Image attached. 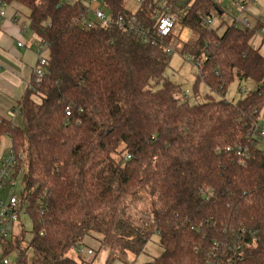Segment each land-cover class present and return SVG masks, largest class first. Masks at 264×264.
I'll return each mask as SVG.
<instances>
[{"label": "trees", "instance_id": "16d2710c", "mask_svg": "<svg viewBox=\"0 0 264 264\" xmlns=\"http://www.w3.org/2000/svg\"><path fill=\"white\" fill-rule=\"evenodd\" d=\"M3 1L30 11L29 26L49 51L43 81L34 75L19 101L21 123L0 121V141L8 136L24 154L14 175L22 174L34 223L30 256L21 247L25 232L2 241L5 252L19 251L12 264H85L69 252L86 236L113 264L124 253L140 255L155 234L163 253L147 264H211L219 250L225 264L237 240L241 253L229 264H264V146L253 134L264 110V55L252 44L264 22L209 30L202 22L222 10L215 2L168 0L195 35L182 47L202 62L194 94L201 82L222 96L235 80L256 82L235 102L210 93L190 102L166 73L175 31L146 44L117 25L85 28L81 0ZM123 1L103 3L114 17L135 13L153 30L151 0L136 11Z\"/></svg>", "mask_w": 264, "mask_h": 264}, {"label": "built area", "instance_id": "2783aa9c", "mask_svg": "<svg viewBox=\"0 0 264 264\" xmlns=\"http://www.w3.org/2000/svg\"><path fill=\"white\" fill-rule=\"evenodd\" d=\"M67 3L75 4L79 2V0H65ZM83 5H80V14L79 20L81 24L85 28H91L96 22H100L105 27H111L112 25H117L123 31H129L134 34L136 37L140 38L142 42L156 43L157 41L163 40L166 38L171 32L174 31V28L179 20V16L177 15L176 8H174L168 0H160V5H156L157 14L154 16L155 23L153 30L150 27L142 24L137 18L135 13L130 15L120 14L114 17L110 14L104 6V0H81ZM141 4L147 3L149 0H138ZM217 4V6L221 7V3L223 0H210ZM239 15L233 20L232 24L235 28H251L252 24L249 20V17L244 16L250 5H254L258 2V0H233ZM153 3V1H151ZM81 3V2H80ZM154 4V3H153ZM218 7L215 11H213L210 15L203 19L202 25L207 29H212L213 26L211 24V18L213 13H217ZM223 12V11H222ZM96 18V19H93ZM6 16V10L0 11V17ZM261 20V17H258V21ZM259 31L264 34V26H262ZM22 45V42L20 43ZM35 50L38 55L37 64L34 69L35 81L36 83H41L46 76L47 67L49 64V51L48 45L46 41L39 37V40L36 43ZM166 51L168 53H172L173 47L172 45L166 46ZM190 57H192L190 55ZM194 64L198 69V73L201 74V65L202 62L200 60H195ZM244 88H242L243 90ZM185 95V94H184ZM186 96V95H185ZM262 111V110H261ZM260 111V114L257 117V121L254 125L253 134L264 145V114ZM19 114L18 107L10 110L8 112V117L14 118ZM66 114L71 115V109L69 107L66 108ZM2 117L0 116V121ZM226 152H237V154H241V147H233L227 146L225 148ZM24 157L23 153L17 152L14 147L9 145L3 157L0 159V239L3 241H7L9 238L13 236V228L17 222L20 220V215L23 212V208L26 205L27 209L29 206V200L27 197L22 199L15 192V186L17 185V177H15L14 173L16 170V166L18 162ZM201 192L206 195V198L209 199L210 194L201 190ZM46 203L41 201L38 206V223L40 226V233L45 231L44 227V218L43 214L45 212ZM28 211V210H27ZM240 237V236H239ZM239 241L237 240L230 247L232 251V257L237 256L236 254H240L242 244H237ZM225 242H222L221 248H226ZM83 248H78V252L82 253ZM88 253H93V250L89 248L87 250ZM214 260L211 264H223V259L221 256V251L214 252ZM232 257L227 258L224 262L225 264H229L232 261ZM224 260V259H223ZM0 264H12L10 258L8 256H4L0 258Z\"/></svg>", "mask_w": 264, "mask_h": 264}, {"label": "rangeland", "instance_id": "374dc122", "mask_svg": "<svg viewBox=\"0 0 264 264\" xmlns=\"http://www.w3.org/2000/svg\"><path fill=\"white\" fill-rule=\"evenodd\" d=\"M155 5H160V0H151ZM187 1V0H185ZM169 2V1H168ZM182 2V1H181ZM123 5L130 11H136L141 7V3L138 0H124ZM181 5V4H179ZM221 8L223 10L222 14L213 13L211 24L213 27L221 25V31H223L228 25H231L233 20L239 15L238 9L233 0H223L221 3ZM185 11L177 12V15L181 18L184 15ZM93 18V15H91ZM244 16L249 17V20L252 24L251 28H256L257 25L264 22V0H258L254 5H250L245 12ZM258 17H261V20L258 21ZM96 19V18H93ZM174 31L176 35L173 37L171 45L173 47V52L171 53L170 62L167 68V75L175 83L181 86L182 92L180 97L186 98L190 102L204 101V96L207 93L213 94L216 98H225L228 101H237L242 96L248 94L255 86L256 82L252 80L238 81L235 80L232 82L225 95H219L213 92L208 85L204 82L199 84V91L194 94V82L197 78L198 69L194 64V56L189 53H183L182 47L187 42H191L195 39V35L187 27H183L180 22H177ZM220 31V32H221ZM252 44L260 50L262 55H264V34H262L259 29H256L255 35L252 38ZM190 55L192 57H190ZM242 88H244L242 90ZM186 96H185V95ZM263 111V112H262ZM261 112L264 114V110ZM260 114V113H259ZM22 121V120H21ZM17 123H21L20 119H16ZM11 140L7 137H3L0 141V154L4 155V148L10 145ZM261 146L264 145L261 143ZM0 155V156H1ZM3 157V156H1ZM23 172L26 170L24 165L21 169ZM17 185L15 186V192L21 197L23 191V180L22 174L17 179ZM27 206L23 208V212L20 215V220L17 222L13 228V236L18 235L21 232H25V240L21 243V247L24 248L25 253L30 256L31 249L28 246L29 241L33 238L34 232V223L31 217V214L27 211ZM39 214L37 213L36 223L38 224ZM13 237L8 240H12ZM7 240V241H8ZM0 239V258L5 254L10 258L12 263H15L18 260V250L4 251ZM84 242L80 246L83 248V252L79 255L76 248H73L69 255L76 259H79L82 256L85 260V264H105L107 252L105 249L98 250L99 243L92 236H86L83 240ZM91 248L93 253H88L87 250ZM163 253V248L159 244V236L155 234L146 244L144 252L140 255H133L130 252L124 253L120 259L116 260L113 264H147L148 261L154 257Z\"/></svg>", "mask_w": 264, "mask_h": 264}, {"label": "crops", "instance_id": "0c3cea01", "mask_svg": "<svg viewBox=\"0 0 264 264\" xmlns=\"http://www.w3.org/2000/svg\"><path fill=\"white\" fill-rule=\"evenodd\" d=\"M1 10H6V16L0 17V116L10 118L8 112L18 107L32 84L39 36L29 26L30 11L25 6L0 0ZM17 118L19 114L12 119Z\"/></svg>", "mask_w": 264, "mask_h": 264}, {"label": "water", "instance_id": "95a60500", "mask_svg": "<svg viewBox=\"0 0 264 264\" xmlns=\"http://www.w3.org/2000/svg\"><path fill=\"white\" fill-rule=\"evenodd\" d=\"M217 11L219 12V14H221V13H222V10H220V9H217Z\"/></svg>", "mask_w": 264, "mask_h": 264}]
</instances>
